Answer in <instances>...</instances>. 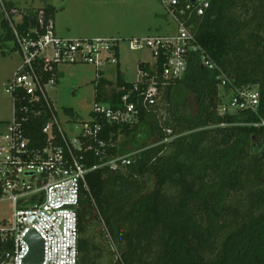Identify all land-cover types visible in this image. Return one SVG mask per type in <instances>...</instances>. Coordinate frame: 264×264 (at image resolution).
<instances>
[{
  "label": "trees",
  "instance_id": "obj_1",
  "mask_svg": "<svg viewBox=\"0 0 264 264\" xmlns=\"http://www.w3.org/2000/svg\"><path fill=\"white\" fill-rule=\"evenodd\" d=\"M210 1L204 16L183 19L218 69L209 70L193 55L183 78L168 80L158 59L151 73L158 88L154 102L139 95L146 84L132 94L138 122L104 123L105 139L116 142L124 134L137 153L130 166H102L88 174L89 190L79 208L78 264H101L103 257L109 264H264V0ZM42 9L43 17L41 8L20 9L21 34L54 18L53 5ZM2 26L0 53L5 54V41L18 44L10 22L5 19ZM151 65L141 61L138 68L150 71ZM219 72L231 79L226 92L257 88V113H220ZM44 80L58 82L57 64ZM112 85L107 77L96 81V101L105 100L103 88ZM133 86L118 64L116 88L104 102L117 106ZM25 104L24 96L16 99L17 121L38 142L50 112L35 117L21 109ZM159 110L167 115L164 121L157 118ZM66 112L74 114L72 108ZM109 154L122 152L116 145ZM98 161L93 156L90 163Z\"/></svg>",
  "mask_w": 264,
  "mask_h": 264
},
{
  "label": "built area",
  "instance_id": "obj_2",
  "mask_svg": "<svg viewBox=\"0 0 264 264\" xmlns=\"http://www.w3.org/2000/svg\"><path fill=\"white\" fill-rule=\"evenodd\" d=\"M161 1L176 22L175 31L131 37V48H149L156 60L162 59L164 79L183 78L193 55H198L209 70H217L193 25L183 19L194 14L204 16L211 1L190 0L186 5L182 0ZM0 5L23 58V64L6 85V91L14 100V118L0 131V199H7L13 205L11 219L0 222V264H78L79 208L83 191L89 190L88 174L102 166L117 169L133 163V154H109L116 142L103 137L104 123L133 125L138 122L140 110L131 99L132 94L146 84V91L139 95L144 102H154L158 88L155 75L151 73L156 72V67L151 66L150 71L139 70V80L133 83V89L122 95L117 106L95 101L87 119L68 118L67 122L75 125V130L69 132L62 126L49 95L48 89L56 81H45L44 73L51 71L53 64H90L95 68L98 82L106 77V68H117L121 38H64L57 34L52 18L45 24L42 22L40 28L37 26L21 34L13 23L15 15L22 14L20 8H8L2 0ZM39 15H45L42 8ZM218 79L223 89L232 84L224 72H219ZM231 93L228 103L220 107L221 114L237 110L258 112L259 98L253 90ZM21 96L27 101L21 107L25 113L37 117L45 110L50 112L43 128L44 139L38 142H32L17 121L16 99L20 100ZM93 156L99 161L91 164ZM31 231L37 232L43 240V259L37 263L27 260L31 252L27 236ZM113 247L117 251L116 246Z\"/></svg>",
  "mask_w": 264,
  "mask_h": 264
},
{
  "label": "rangeland",
  "instance_id": "obj_3",
  "mask_svg": "<svg viewBox=\"0 0 264 264\" xmlns=\"http://www.w3.org/2000/svg\"><path fill=\"white\" fill-rule=\"evenodd\" d=\"M2 2L26 11L39 10L47 4L53 5L56 8L55 16L52 18L56 31L66 37H120L121 71L126 81L132 83L140 78L138 61L149 62L152 68H155L156 59L149 48L132 49L129 38L165 35L176 29L174 18L161 0H2ZM5 19L6 15L0 5V36L5 34L2 26ZM22 21V14L15 15L14 26ZM5 42V54L0 53V125H2L0 131L5 129L4 122L12 121L14 118V100L11 93L6 91V85L23 64V58L15 42L12 40ZM49 52L50 50H47V53ZM104 74L115 81L112 86L103 88L105 98L103 101H108L113 88H116L117 68L110 66L106 68ZM95 76V68L90 64H61L58 67L59 80L48 90L56 114L62 126L69 132L75 130V125L67 122L72 116L66 112V108H73L75 119H82L77 121L88 118L96 101ZM253 91L257 93V88ZM220 94L223 97V104H227L232 97V93L226 92L222 87ZM166 117V113L159 110L157 118L164 121ZM152 140L154 137L151 138V142ZM142 142L143 140L139 139L137 144ZM116 145L122 154H133L132 158L137 153L132 140L124 134L119 135ZM12 211V203L7 199H0V222L11 219ZM112 248L115 250L113 246ZM101 264L109 263L103 257Z\"/></svg>",
  "mask_w": 264,
  "mask_h": 264
},
{
  "label": "water",
  "instance_id": "obj_4",
  "mask_svg": "<svg viewBox=\"0 0 264 264\" xmlns=\"http://www.w3.org/2000/svg\"><path fill=\"white\" fill-rule=\"evenodd\" d=\"M194 2L195 0H191ZM27 240L31 246V252L27 257L28 261L31 262H40L43 259V240L39 236V234L35 231H31L28 236Z\"/></svg>",
  "mask_w": 264,
  "mask_h": 264
},
{
  "label": "crops",
  "instance_id": "obj_5",
  "mask_svg": "<svg viewBox=\"0 0 264 264\" xmlns=\"http://www.w3.org/2000/svg\"><path fill=\"white\" fill-rule=\"evenodd\" d=\"M57 32V31H56ZM58 34V33H57ZM59 36H61V37H64V38H70V39H72V37H69V36H63V35H61V34H58ZM67 35H71V34H67ZM98 37H111V36H98ZM75 38H84V37H75ZM85 38H96V37H85ZM141 62V60H139L138 61V65H139V63ZM121 63H122V60H121V57H120V60H119V65H120V69H121ZM60 66V65H59ZM58 66V67H59ZM116 78H117V75H116ZM107 79L108 80H110L108 77H107ZM110 81H112V80H110ZM112 82H115V81H112ZM52 100V99H51ZM73 109V108H72ZM68 113V112H67ZM73 113H74V110H73ZM68 114H70L71 116H72V118H74L75 119V114H71V113H68ZM89 115V114H88ZM77 118V117H76ZM87 119V118H86ZM77 120H82V119H77Z\"/></svg>",
  "mask_w": 264,
  "mask_h": 264
}]
</instances>
